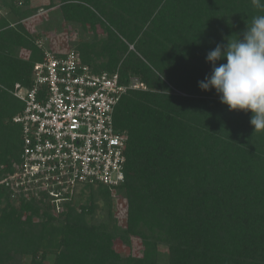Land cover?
Here are the masks:
<instances>
[{"label": "trees", "instance_id": "trees-1", "mask_svg": "<svg viewBox=\"0 0 264 264\" xmlns=\"http://www.w3.org/2000/svg\"><path fill=\"white\" fill-rule=\"evenodd\" d=\"M45 9L77 26L72 50L93 72L119 71L122 83L138 78L146 90L128 91L116 107L115 127L129 137L122 185L86 186L60 213L0 185V264H264V132H254L252 113L229 111L214 89L198 87L211 75L207 53L243 33L264 7L50 0ZM39 12L33 0H0V179L21 162L13 119L24 105L10 90L32 87L44 59L45 33L26 25ZM118 199L126 200L125 226ZM134 239L142 255L122 256L118 246Z\"/></svg>", "mask_w": 264, "mask_h": 264}, {"label": "built area", "instance_id": "built-area-1", "mask_svg": "<svg viewBox=\"0 0 264 264\" xmlns=\"http://www.w3.org/2000/svg\"><path fill=\"white\" fill-rule=\"evenodd\" d=\"M131 90L146 87L136 78L122 83L119 71L93 72L75 50L45 49L32 87L18 83L10 90L24 105L13 119L23 149L20 164L0 185L14 199L44 200L57 213L86 186L122 185L129 137L116 129L114 115Z\"/></svg>", "mask_w": 264, "mask_h": 264}, {"label": "clouds", "instance_id": "clouds-1", "mask_svg": "<svg viewBox=\"0 0 264 264\" xmlns=\"http://www.w3.org/2000/svg\"><path fill=\"white\" fill-rule=\"evenodd\" d=\"M252 3L264 7L261 0ZM233 36L207 53L211 75L198 87L204 92L214 89L229 111L252 113L254 132H264V15L253 17L243 33Z\"/></svg>", "mask_w": 264, "mask_h": 264}, {"label": "rangeland", "instance_id": "rangeland-1", "mask_svg": "<svg viewBox=\"0 0 264 264\" xmlns=\"http://www.w3.org/2000/svg\"><path fill=\"white\" fill-rule=\"evenodd\" d=\"M50 0H33V5L40 8L38 16L33 17L26 21L28 29L34 34L45 33L44 38L39 42V45L43 43V46L48 50H52L57 53H66L74 49V44L80 40V32L75 25L66 24L60 22L58 17H51L48 15V11L45 9L49 5ZM51 28L47 31L46 28ZM138 79V78H136ZM140 82V80L138 79ZM87 192V191H86ZM87 195V194H86ZM86 196L82 201H86ZM114 210L118 221L121 226L126 225L127 220V204L125 199H118L114 201ZM141 242L138 239H134L130 247H124L119 245L118 251L122 256H128L130 254L140 256L142 255ZM161 251H166L164 247H160Z\"/></svg>", "mask_w": 264, "mask_h": 264}]
</instances>
